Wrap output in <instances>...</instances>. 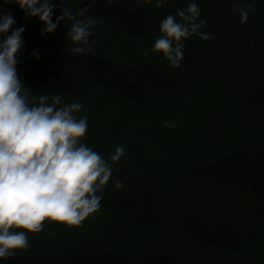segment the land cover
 <instances>
[{
	"label": "trees",
	"instance_id": "1",
	"mask_svg": "<svg viewBox=\"0 0 264 264\" xmlns=\"http://www.w3.org/2000/svg\"><path fill=\"white\" fill-rule=\"evenodd\" d=\"M155 2L51 0L53 22L63 6L96 21L77 54L71 22L42 38L39 18L0 0L25 28L17 75L30 96L82 104V142L105 158L125 150L97 213L79 227L46 220L0 264H264V0H195L213 38L186 40L175 68L153 45L189 0Z\"/></svg>",
	"mask_w": 264,
	"mask_h": 264
},
{
	"label": "clouds",
	"instance_id": "2",
	"mask_svg": "<svg viewBox=\"0 0 264 264\" xmlns=\"http://www.w3.org/2000/svg\"><path fill=\"white\" fill-rule=\"evenodd\" d=\"M17 4L29 17L39 18L45 26L42 38L54 33L62 21L71 22L68 37L71 52H88L92 26L96 23L81 10L77 19L63 6L53 22L55 6L51 0H4ZM166 0H156L161 7ZM241 23L248 20V10L239 9ZM195 0L176 14L167 15L160 24L161 35L153 50L163 55L171 67H179L184 42L196 36L210 41L202 31L206 21ZM11 13L0 14V259L28 247L27 233H39L44 222L79 227L100 209L105 186L112 177V164L120 161L124 147L105 158L83 143L88 130L86 116L78 117L82 104L62 103L59 94L51 98L41 94L38 103L31 89L17 75V55L24 45V27ZM11 30V34L8 35ZM39 59L38 52L33 53ZM51 99V102L49 100ZM166 127L173 125L165 122ZM119 189L123 182L112 180Z\"/></svg>",
	"mask_w": 264,
	"mask_h": 264
}]
</instances>
